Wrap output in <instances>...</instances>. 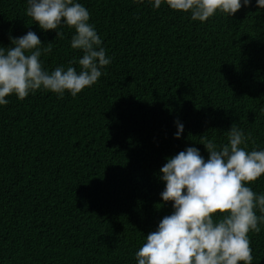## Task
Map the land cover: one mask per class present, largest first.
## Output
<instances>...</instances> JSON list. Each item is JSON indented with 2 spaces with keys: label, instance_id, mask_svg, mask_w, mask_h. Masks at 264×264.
Listing matches in <instances>:
<instances>
[{
  "label": "trees",
  "instance_id": "16d2710c",
  "mask_svg": "<svg viewBox=\"0 0 264 264\" xmlns=\"http://www.w3.org/2000/svg\"><path fill=\"white\" fill-rule=\"evenodd\" d=\"M79 2L113 60L76 97L41 89L0 106V264H136L145 236L173 210L160 197L166 158L190 146L207 158L202 136L226 143L233 124L250 135L249 150L264 148V9L255 0L206 22L148 0ZM26 8L0 0V46L31 30L52 41L45 69L82 57L70 46L74 28L56 37ZM250 186L264 193V175ZM249 236L253 264H264V225Z\"/></svg>",
  "mask_w": 264,
  "mask_h": 264
},
{
  "label": "clouds",
  "instance_id": "9594fccd",
  "mask_svg": "<svg viewBox=\"0 0 264 264\" xmlns=\"http://www.w3.org/2000/svg\"><path fill=\"white\" fill-rule=\"evenodd\" d=\"M26 15L43 31L55 30L63 36L62 26L74 28L70 46L81 50L69 66L44 68L42 55L51 52L52 41L43 43L34 31L10 37L11 45L0 46V106L6 97L23 100L37 90L53 92L63 98L76 97L98 82L113 57L107 54L96 27L90 23L89 10L79 0H26ZM137 4L144 0H134ZM159 9L162 3L190 14L193 21L206 22L217 12L234 15L252 0H148ZM264 9V0H255ZM78 63L79 70L71 65ZM175 138H181L184 124L175 121ZM249 134L235 126L227 131V142L202 136L199 148L190 146L166 158L159 179L163 202H171L172 212L156 229L145 236L135 252L136 264H253L250 232L259 233L264 225V193L250 184L264 175V148L248 149ZM254 144L255 141H252ZM260 213L259 215L257 213Z\"/></svg>",
  "mask_w": 264,
  "mask_h": 264
}]
</instances>
